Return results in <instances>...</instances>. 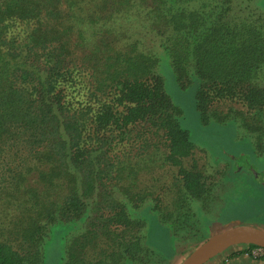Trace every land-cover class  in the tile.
I'll use <instances>...</instances> for the list:
<instances>
[{
    "label": "trees",
    "instance_id": "trees-1",
    "mask_svg": "<svg viewBox=\"0 0 264 264\" xmlns=\"http://www.w3.org/2000/svg\"><path fill=\"white\" fill-rule=\"evenodd\" d=\"M155 44L178 87L195 86L203 124L234 121L264 145V15L235 0H0V264H42L58 221L82 229L63 264H153L130 212L148 200L175 243L195 242L192 202L215 174Z\"/></svg>",
    "mask_w": 264,
    "mask_h": 264
},
{
    "label": "rangeland",
    "instance_id": "rangeland-1",
    "mask_svg": "<svg viewBox=\"0 0 264 264\" xmlns=\"http://www.w3.org/2000/svg\"><path fill=\"white\" fill-rule=\"evenodd\" d=\"M235 1L245 13L264 15V0ZM152 50L158 54V73L163 78L165 91L182 109L180 124L189 132L196 147L194 157L207 174H215V181L212 183L211 180L208 185L211 190L208 200L192 202L194 225L186 227V231L197 232L195 242L175 243L169 228L152 210V200L137 209H130L133 217L145 222V245L156 253L157 261L153 264H179L201 241L226 226L250 224L264 229V145L256 146L252 137L245 135L234 121L203 124L195 106V86L180 89L167 53L156 44ZM257 83L264 87V73L260 74ZM171 196L168 192L161 194L165 200ZM81 231L77 229L76 221L46 224L40 244L42 264H63L67 239ZM244 248V244L229 246L205 264H231L228 256ZM263 255L261 249H253L250 254L253 259H241L240 262L264 264Z\"/></svg>",
    "mask_w": 264,
    "mask_h": 264
},
{
    "label": "water",
    "instance_id": "water-1",
    "mask_svg": "<svg viewBox=\"0 0 264 264\" xmlns=\"http://www.w3.org/2000/svg\"><path fill=\"white\" fill-rule=\"evenodd\" d=\"M239 244L264 250V229L250 224L226 226L201 241L179 264H205L225 248Z\"/></svg>",
    "mask_w": 264,
    "mask_h": 264
},
{
    "label": "crops",
    "instance_id": "crops-1",
    "mask_svg": "<svg viewBox=\"0 0 264 264\" xmlns=\"http://www.w3.org/2000/svg\"><path fill=\"white\" fill-rule=\"evenodd\" d=\"M250 254L252 253V249H251V251L249 252ZM249 253H244V254H240V255H237V256H234V257H228V259L230 260L229 262H231V264H250V263H247V260H246V262L245 263H241L240 262V260L242 259H251V256L249 255ZM248 257V258H247ZM253 257V256H252ZM214 258V257H213ZM212 258V259H213ZM253 259V258H252ZM211 260V259H210ZM238 260H239V262L240 263H237L238 262ZM254 260H255V258H254ZM208 262V261H207ZM206 262V263H207ZM257 262L255 261V264H256ZM253 264V263H252Z\"/></svg>",
    "mask_w": 264,
    "mask_h": 264
},
{
    "label": "flooded vegetation",
    "instance_id": "flooded-vegetation-1",
    "mask_svg": "<svg viewBox=\"0 0 264 264\" xmlns=\"http://www.w3.org/2000/svg\"><path fill=\"white\" fill-rule=\"evenodd\" d=\"M249 172H250V170H249ZM253 249H258V247H257V248H253ZM253 249H252V250H253ZM262 251H263V250H262ZM263 254H264V252H263ZM249 255H250V253H249ZM251 258H252V257H251ZM221 264H222V263H221Z\"/></svg>",
    "mask_w": 264,
    "mask_h": 264
},
{
    "label": "built area",
    "instance_id": "built-area-1",
    "mask_svg": "<svg viewBox=\"0 0 264 264\" xmlns=\"http://www.w3.org/2000/svg\"><path fill=\"white\" fill-rule=\"evenodd\" d=\"M258 249H260V248H258ZM262 250V249H261Z\"/></svg>",
    "mask_w": 264,
    "mask_h": 264
}]
</instances>
